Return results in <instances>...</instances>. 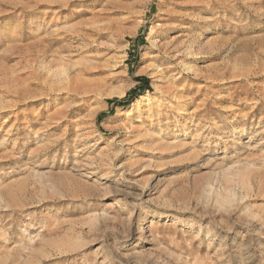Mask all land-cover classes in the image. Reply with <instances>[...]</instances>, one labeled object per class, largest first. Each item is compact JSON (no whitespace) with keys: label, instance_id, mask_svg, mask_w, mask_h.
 <instances>
[{"label":"rangeland","instance_id":"374dc122","mask_svg":"<svg viewBox=\"0 0 264 264\" xmlns=\"http://www.w3.org/2000/svg\"><path fill=\"white\" fill-rule=\"evenodd\" d=\"M0 264H264V0H0Z\"/></svg>","mask_w":264,"mask_h":264},{"label":"bare ground","instance_id":"6f19581e","mask_svg":"<svg viewBox=\"0 0 264 264\" xmlns=\"http://www.w3.org/2000/svg\"><path fill=\"white\" fill-rule=\"evenodd\" d=\"M61 76H64V78H68V76H65V73L63 72V73H60V75H59V77H61ZM147 104V103H146ZM148 105V104H147ZM147 109V108H146ZM148 110V109H147ZM149 112V111H148ZM93 169V168H92ZM97 170V169H96ZM91 173H95V171L94 170H91L90 171Z\"/></svg>","mask_w":264,"mask_h":264}]
</instances>
